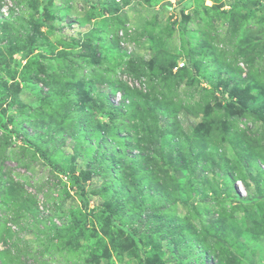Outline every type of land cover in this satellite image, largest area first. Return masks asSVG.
Segmentation results:
<instances>
[{
    "label": "rangeland",
    "instance_id": "374dc122",
    "mask_svg": "<svg viewBox=\"0 0 264 264\" xmlns=\"http://www.w3.org/2000/svg\"><path fill=\"white\" fill-rule=\"evenodd\" d=\"M0 264H264V0H0Z\"/></svg>",
    "mask_w": 264,
    "mask_h": 264
},
{
    "label": "trees",
    "instance_id": "16d2710c",
    "mask_svg": "<svg viewBox=\"0 0 264 264\" xmlns=\"http://www.w3.org/2000/svg\"><path fill=\"white\" fill-rule=\"evenodd\" d=\"M109 118H110V120L111 121H114V120H116V108L112 105V104H109Z\"/></svg>",
    "mask_w": 264,
    "mask_h": 264
}]
</instances>
